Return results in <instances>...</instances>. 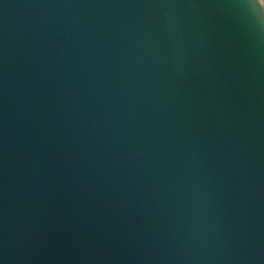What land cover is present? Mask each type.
<instances>
[{"label":"water","instance_id":"1","mask_svg":"<svg viewBox=\"0 0 264 264\" xmlns=\"http://www.w3.org/2000/svg\"><path fill=\"white\" fill-rule=\"evenodd\" d=\"M0 264H264V0H0Z\"/></svg>","mask_w":264,"mask_h":264}]
</instances>
